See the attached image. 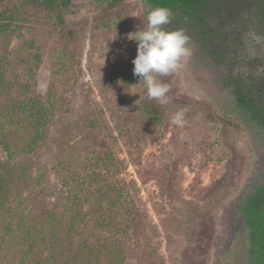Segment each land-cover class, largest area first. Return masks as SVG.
<instances>
[{"label": "rangeland", "instance_id": "1", "mask_svg": "<svg viewBox=\"0 0 264 264\" xmlns=\"http://www.w3.org/2000/svg\"><path fill=\"white\" fill-rule=\"evenodd\" d=\"M150 10L143 0L55 11L0 0V162L11 187L0 264H252L240 208L264 183V132L185 27L165 26L183 29L191 49L159 77L169 103L130 87L138 44L127 37ZM33 99L48 109L41 126L22 110ZM179 108L184 128L171 123Z\"/></svg>", "mask_w": 264, "mask_h": 264}, {"label": "trees", "instance_id": "2", "mask_svg": "<svg viewBox=\"0 0 264 264\" xmlns=\"http://www.w3.org/2000/svg\"><path fill=\"white\" fill-rule=\"evenodd\" d=\"M55 11L70 0H32ZM120 1V0H115ZM146 7H167L172 13L168 27H185L205 63L221 71L220 84L235 106L264 131V0H143ZM61 25L64 17L59 14ZM257 44L253 48L254 41ZM1 76V75H0ZM4 79L0 77V86ZM147 118H156L152 102L144 105ZM22 110L35 126L44 124L47 107L39 99L25 103ZM152 120V119H151ZM9 171L0 162V209L11 202ZM240 213L248 231L253 264H264V183L245 198ZM74 220V219H73ZM54 221H58L54 219ZM53 221V222H54ZM73 224V223H72ZM71 231V228L69 229ZM52 238L59 241L53 228ZM53 242V241H52Z\"/></svg>", "mask_w": 264, "mask_h": 264}, {"label": "clouds", "instance_id": "3", "mask_svg": "<svg viewBox=\"0 0 264 264\" xmlns=\"http://www.w3.org/2000/svg\"><path fill=\"white\" fill-rule=\"evenodd\" d=\"M172 16V11L167 7L153 8L147 14L146 24L127 37L138 44L137 56L132 63L133 73L139 83L130 87H143L147 90L148 97L161 106L169 103V86L159 77L176 72L181 61L191 56V49L187 46L189 37L185 31L169 30L165 27L170 24ZM118 84L122 87L125 85L123 81H118ZM185 113V108L177 109L171 115V123L178 128H184Z\"/></svg>", "mask_w": 264, "mask_h": 264}, {"label": "flooded vegetation", "instance_id": "4", "mask_svg": "<svg viewBox=\"0 0 264 264\" xmlns=\"http://www.w3.org/2000/svg\"><path fill=\"white\" fill-rule=\"evenodd\" d=\"M115 1V0H114ZM237 108V107H236ZM238 109V108H237ZM261 129V128H260ZM264 132V131H263ZM247 229V228H246ZM247 255H246V257H247V259H248V261H250L252 264H253V262L251 261V257H250V241H249V236H248V231H247Z\"/></svg>", "mask_w": 264, "mask_h": 264}]
</instances>
